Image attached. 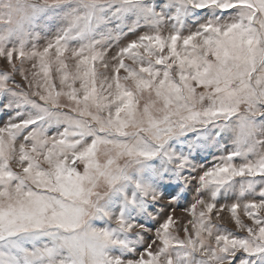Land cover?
Instances as JSON below:
<instances>
[{"label":"snow or ice","instance_id":"6c2138e0","mask_svg":"<svg viewBox=\"0 0 264 264\" xmlns=\"http://www.w3.org/2000/svg\"><path fill=\"white\" fill-rule=\"evenodd\" d=\"M0 264H264V0H0Z\"/></svg>","mask_w":264,"mask_h":264},{"label":"rangeland","instance_id":"374dc122","mask_svg":"<svg viewBox=\"0 0 264 264\" xmlns=\"http://www.w3.org/2000/svg\"><path fill=\"white\" fill-rule=\"evenodd\" d=\"M190 23V26H191V22H189ZM113 51H115V49H113ZM203 158H204V154H202V156L201 157H199L198 159H201V160H203ZM207 160L208 161H211L212 160V157L211 156H207ZM191 199H192V196H191V194H189V196H188V201H191ZM188 201H184V202H182V204L183 205H186L187 203H188ZM177 214L179 215V214H182V208H178L177 209ZM99 226H103V224H102V222H96ZM229 227H231V225H229Z\"/></svg>","mask_w":264,"mask_h":264}]
</instances>
